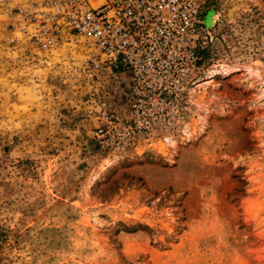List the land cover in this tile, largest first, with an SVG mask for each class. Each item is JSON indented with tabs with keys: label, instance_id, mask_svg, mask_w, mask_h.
Here are the masks:
<instances>
[{
	"label": "rangeland",
	"instance_id": "obj_1",
	"mask_svg": "<svg viewBox=\"0 0 264 264\" xmlns=\"http://www.w3.org/2000/svg\"><path fill=\"white\" fill-rule=\"evenodd\" d=\"M206 8L181 132L126 150L95 142L122 104L82 52L45 62L0 14V264H264V0Z\"/></svg>",
	"mask_w": 264,
	"mask_h": 264
},
{
	"label": "built area",
	"instance_id": "obj_2",
	"mask_svg": "<svg viewBox=\"0 0 264 264\" xmlns=\"http://www.w3.org/2000/svg\"><path fill=\"white\" fill-rule=\"evenodd\" d=\"M208 2L0 0V14L45 62L82 52L72 78L95 94L108 90L122 104L121 114L99 107L95 142L126 150L181 132L203 61Z\"/></svg>",
	"mask_w": 264,
	"mask_h": 264
},
{
	"label": "bare ground",
	"instance_id": "obj_3",
	"mask_svg": "<svg viewBox=\"0 0 264 264\" xmlns=\"http://www.w3.org/2000/svg\"><path fill=\"white\" fill-rule=\"evenodd\" d=\"M211 18H212V16H211V17L209 16V17L207 18V21H206V22L211 21V20H212ZM203 23H204V22H203ZM210 84H211V82H208V83H206L205 85H210ZM205 85H201V86H199V87H198L197 89H195L193 92H194V93H198V90L201 89V88H202L203 86H205ZM165 138H167V137H165ZM169 144L171 145L170 147H174V146H175V143H174V142H171V143H169Z\"/></svg>",
	"mask_w": 264,
	"mask_h": 264
}]
</instances>
